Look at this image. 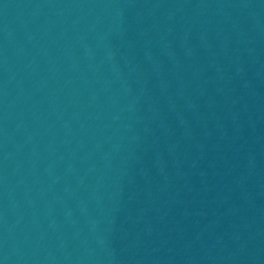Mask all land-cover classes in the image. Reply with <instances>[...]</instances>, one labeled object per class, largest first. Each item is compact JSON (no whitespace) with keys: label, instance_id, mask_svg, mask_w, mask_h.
Listing matches in <instances>:
<instances>
[{"label":"water","instance_id":"obj_1","mask_svg":"<svg viewBox=\"0 0 264 264\" xmlns=\"http://www.w3.org/2000/svg\"><path fill=\"white\" fill-rule=\"evenodd\" d=\"M0 264H264V0H0Z\"/></svg>","mask_w":264,"mask_h":264}]
</instances>
